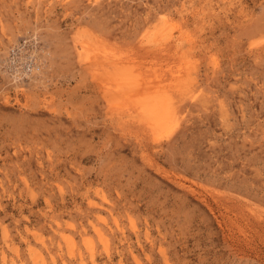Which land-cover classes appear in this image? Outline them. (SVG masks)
I'll return each mask as SVG.
<instances>
[{
  "label": "rangeland",
  "instance_id": "rangeland-1",
  "mask_svg": "<svg viewBox=\"0 0 264 264\" xmlns=\"http://www.w3.org/2000/svg\"><path fill=\"white\" fill-rule=\"evenodd\" d=\"M0 264H264V0H0Z\"/></svg>",
  "mask_w": 264,
  "mask_h": 264
},
{
  "label": "bare ground",
  "instance_id": "bare-ground-1",
  "mask_svg": "<svg viewBox=\"0 0 264 264\" xmlns=\"http://www.w3.org/2000/svg\"><path fill=\"white\" fill-rule=\"evenodd\" d=\"M89 43L90 42L87 41L86 38H84V37L78 39V41H77L78 46L76 48V54L82 60L84 58L85 59L89 58L90 52L92 51V49H91L92 47L90 46ZM146 52H148V51H146ZM143 53H145V52H143ZM159 53H160V51H159ZM145 54H147V53H145ZM94 55H93V57H94ZM97 56H101V55L99 54ZM112 63H114V62H112ZM109 68H110V66H109ZM139 71H140V69H139ZM146 72H144V73H146ZM141 76H143V75H141ZM143 77H145V76H143ZM139 79H140V77H139ZM139 79L137 78V80H139ZM140 80L134 81V80L130 79L129 77L120 78L117 81V85L119 86V89L121 88L122 92L119 90H116V94L118 91H119L118 93L125 94L123 97L125 98V100L128 101V102L126 101L125 105H124V108L126 110L125 112H126L127 116L134 118L133 122L135 121L137 123H140V125L137 124L140 127L142 125V126L148 127L149 129H152V130L156 129L157 130L158 128L162 127L168 121L171 113H173L176 109H175V107H173V105L171 107L165 103V99L163 97H166V96L165 95L163 96V92H161V90L157 88L158 86H156L154 88V86L151 85L152 79H148L146 81H143V80L140 81ZM165 93H167V92H165ZM173 104H174V102H173ZM119 105H120V103H119ZM114 106H116V105H114ZM128 120L131 121L129 118H128ZM125 121H126V119H125ZM135 122H134V124H135Z\"/></svg>",
  "mask_w": 264,
  "mask_h": 264
},
{
  "label": "built area",
  "instance_id": "built-area-1",
  "mask_svg": "<svg viewBox=\"0 0 264 264\" xmlns=\"http://www.w3.org/2000/svg\"><path fill=\"white\" fill-rule=\"evenodd\" d=\"M23 46H13L9 50L8 59L11 71L14 73H32L39 69V63L35 61V56L24 53Z\"/></svg>",
  "mask_w": 264,
  "mask_h": 264
}]
</instances>
